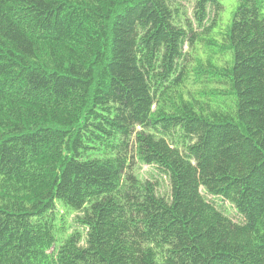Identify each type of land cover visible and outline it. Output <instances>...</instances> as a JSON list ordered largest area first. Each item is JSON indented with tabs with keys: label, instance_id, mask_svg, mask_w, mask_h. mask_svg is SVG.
I'll use <instances>...</instances> for the list:
<instances>
[{
	"label": "trees",
	"instance_id": "1",
	"mask_svg": "<svg viewBox=\"0 0 264 264\" xmlns=\"http://www.w3.org/2000/svg\"><path fill=\"white\" fill-rule=\"evenodd\" d=\"M0 264H264V0H0Z\"/></svg>",
	"mask_w": 264,
	"mask_h": 264
},
{
	"label": "rangeland",
	"instance_id": "2",
	"mask_svg": "<svg viewBox=\"0 0 264 264\" xmlns=\"http://www.w3.org/2000/svg\"><path fill=\"white\" fill-rule=\"evenodd\" d=\"M189 12H190V10H189ZM196 51H197V55H202L203 60L207 59L209 57V52H206V54H203L204 53L203 44H200L198 47H196ZM213 57L214 56H212V60L214 59ZM213 88H218V86L217 85H213ZM203 102L204 103L205 102L208 103V101L206 99H203ZM151 173H152V171H151V169L149 167L140 165V169L138 171V174L144 179H151V178L157 179V181H158V183L160 185L159 193L167 195L168 191H169L167 180L165 178H160V177H158L156 175H152ZM201 193L202 194L204 193L203 189H201ZM206 198L208 199L210 197L207 196ZM223 207H224L225 213L227 215H230V216L234 215V213H233L234 211L229 205L225 204V205H223ZM60 214H61L60 219L63 218V223L62 224L64 225L65 230L67 231V233H70V232L75 231V230L78 229L77 225L73 223L74 220H75L76 214L65 212L60 207H58V215H60Z\"/></svg>",
	"mask_w": 264,
	"mask_h": 264
}]
</instances>
